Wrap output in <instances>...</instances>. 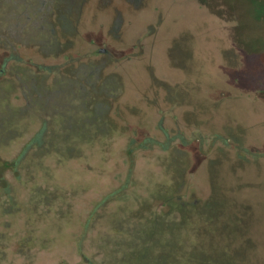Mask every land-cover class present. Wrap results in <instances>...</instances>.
I'll use <instances>...</instances> for the list:
<instances>
[{"label":"rangeland","instance_id":"obj_1","mask_svg":"<svg viewBox=\"0 0 264 264\" xmlns=\"http://www.w3.org/2000/svg\"><path fill=\"white\" fill-rule=\"evenodd\" d=\"M0 264H264V0H0Z\"/></svg>","mask_w":264,"mask_h":264}]
</instances>
